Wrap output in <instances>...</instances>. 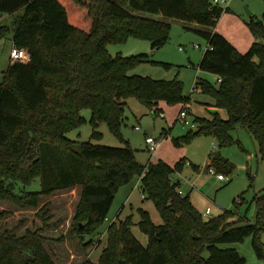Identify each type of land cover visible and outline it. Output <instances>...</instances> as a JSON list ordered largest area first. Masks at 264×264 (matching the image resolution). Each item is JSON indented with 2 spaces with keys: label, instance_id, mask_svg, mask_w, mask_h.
<instances>
[{
  "label": "trees",
  "instance_id": "16d2710c",
  "mask_svg": "<svg viewBox=\"0 0 264 264\" xmlns=\"http://www.w3.org/2000/svg\"><path fill=\"white\" fill-rule=\"evenodd\" d=\"M126 3L135 11L211 29L197 30L208 43L198 69L220 81L212 84L198 78L196 87L228 117L218 112L211 119L196 117L194 134L211 135L224 148L242 127L264 156V43L256 41L241 53L216 32L228 8L213 0H0V18L24 10L11 26L0 25V37L12 33L13 45L30 54L27 62L10 63L0 81V200L20 209L38 208L42 197L79 185L82 193L72 225L80 238L87 237L98 234L120 187L137 176L163 224L155 225L150 214L139 209L138 225L148 237L145 246L132 233V217L113 222L98 262L84 264H245L236 249L221 245L248 236L254 237L256 253L264 258V246L258 241L264 230V190L252 199L254 221L235 208L206 219L189 195L179 194L180 183L173 179L185 160L175 166L162 160L145 166L138 163L129 142L109 147L67 137L81 126V112L87 108L94 128L106 123L122 139L128 99L136 97L157 114L160 102L173 106L191 100L178 79L129 75L148 60L146 56L109 53L110 43L131 36L150 40L154 51L169 41L171 23L131 13L123 7ZM249 28L264 40V13ZM93 137L99 139L101 134L94 132ZM175 142L179 145L181 139ZM44 144L58 152L43 153ZM210 160L221 174L233 170L219 153ZM38 179L41 189L29 190ZM43 240L40 231L29 230L23 236L0 231V264H56ZM85 243L93 246L94 239Z\"/></svg>",
  "mask_w": 264,
  "mask_h": 264
},
{
  "label": "rangeland",
  "instance_id": "374dc122",
  "mask_svg": "<svg viewBox=\"0 0 264 264\" xmlns=\"http://www.w3.org/2000/svg\"><path fill=\"white\" fill-rule=\"evenodd\" d=\"M122 5L131 13L171 23L169 41L154 51L150 40L131 36L125 41L110 43L109 53L113 57L146 56L148 60L138 64L129 75L146 76L157 80L178 79L183 83L184 95L189 96L191 100L187 104L178 106L163 102L165 114L161 116L142 104L136 97L128 99L125 121L121 129L122 139L114 135L106 123H100L94 128L91 124V110L87 108L81 112L84 119L81 126L69 131L67 137L80 143L92 142L109 147H125L129 142L135 151L138 163L145 166L149 162L159 160L175 166L177 162L185 160L184 168L180 172L182 190L190 195L192 203L203 216L210 209L211 216H204L206 219L217 217L226 209L235 208L250 221H254L256 210L252 199L255 194L264 190V156L260 154L257 141L244 128L239 127L233 133L234 142L220 148L217 139L213 136L205 133L195 135L197 129L185 126L178 119L184 106L188 108L192 120L196 116L206 118L211 116L209 110L213 108L211 105L214 104V99L204 94L195 84L197 77L216 84L214 74L198 69L208 43L197 30L211 29L195 23L167 19L162 15L135 11L129 3ZM222 7L228 8L221 18L223 31L222 33L217 31V23L214 29L216 32L228 36L236 46L244 42L245 49L237 47L241 53H246L256 41L264 43V40L255 37L249 28L251 21L262 18L264 0H231L229 5L225 4ZM23 14L24 10H20L12 15H6L4 19L1 17L0 25L11 26L12 22ZM12 46H14L12 33L0 37V81L3 72L12 63L10 58ZM163 64H169L170 67ZM218 113L222 118L228 117L224 109H218ZM94 132L100 133L101 137L99 139L93 137ZM147 136L162 141L154 155L146 146ZM176 139H181L179 145L176 144ZM49 147L51 146L44 144L43 153L58 152L54 147ZM214 153H219L233 166L231 172H223L226 177L224 181L218 180L216 175L209 173L210 158ZM53 169L57 170V167L54 166ZM176 175L177 173L173 175L174 180ZM28 189H41L40 179ZM81 193L82 187L79 185L59 190L50 196L42 197L38 208L27 209H20L12 202L0 200V231H13L17 236H23L29 230L40 231L44 239L43 245L56 264H84L88 260L98 262L106 245L107 229L113 222L118 223L132 217L134 223L131 228L132 233L145 246L148 237L138 225L141 220L139 209L147 211L155 225L163 224L154 203L144 197L141 182L136 176L129 184L123 185L118 190L107 220L97 229L98 234L80 238L72 224ZM43 217L47 219L44 220ZM91 239H94V245L85 247L86 240ZM258 241L263 247L264 230L261 231ZM253 242L254 237L248 236L242 242L222 244L221 247L236 249L245 259V264H264V258L258 257Z\"/></svg>",
  "mask_w": 264,
  "mask_h": 264
},
{
  "label": "built area",
  "instance_id": "2783aa9c",
  "mask_svg": "<svg viewBox=\"0 0 264 264\" xmlns=\"http://www.w3.org/2000/svg\"><path fill=\"white\" fill-rule=\"evenodd\" d=\"M231 1V0H230ZM229 0H213V3L216 5H225L230 3ZM197 48L199 47L198 45L196 46ZM10 58L12 60V62H27L30 60V54L27 50L25 49H20L16 46H12L11 48V52H10ZM178 119L187 127H190L191 129H196L197 128V124L195 123L194 120H192L190 118V112L188 110V108H186L185 106L183 107V109L181 110ZM137 130H139V128H137ZM145 142H146V146L148 148V150L152 153V155H154L157 150L159 149L160 145H161V140L151 137V136H147L145 138ZM209 173L211 175H216L218 180L224 181L226 180V177L217 172V170L214 167L209 168ZM179 194L183 195L184 192L180 189L179 190ZM211 211L207 210L204 213L205 217H209L211 216Z\"/></svg>",
  "mask_w": 264,
  "mask_h": 264
},
{
  "label": "crops",
  "instance_id": "0c3cea01",
  "mask_svg": "<svg viewBox=\"0 0 264 264\" xmlns=\"http://www.w3.org/2000/svg\"><path fill=\"white\" fill-rule=\"evenodd\" d=\"M224 15V14H223ZM223 15L221 16V18L223 17ZM4 18H6V16L5 17H2V19H4ZM221 18L219 19V21H218V27H217V31H219L220 33H222V29H221V27H222V22H223V19H222V21H221ZM223 36H225L229 41H231L229 38H228V36H226L225 34L223 35ZM232 42V41H231ZM233 43V42H232ZM243 43L244 42H242V43H240L239 44V46H240V49H243L244 47H243ZM234 44V43H233ZM238 44V43H237ZM235 45V44H234ZM236 46V45H235ZM239 46H236V48L238 47L239 48ZM237 48V49H238ZM245 49V48H244ZM239 50V49H238ZM241 51V50H240ZM198 78L199 77H197V80H198ZM215 78H216V84H218L219 83V77L218 76H216L215 75ZM196 83H197V81H196ZM195 83V84H196ZM194 89H196V87L194 88ZM163 104V102H160L159 103V106H158V108L160 109V112H159V114L158 115H161V116H163L164 114H165V108H164V106L162 105ZM178 105H184V104H178ZM177 105V106H178ZM212 106V105H211ZM210 111V113H211V116H209L207 119H211L212 118V114L214 113V112H218V108H215V107H213L211 110H209ZM197 117V116H196ZM196 117H195V119H196ZM203 118H206V117H203ZM194 119V120H195ZM224 119H226V118H224ZM187 164V163H186ZM181 173L180 172H177V175H176V180H174V181H178L179 183H180V189L182 190V180H181ZM183 191V190H182ZM184 192V191H183ZM184 194L185 195H189V194H186L185 192H184ZM190 196V195H189ZM194 204V203H193ZM196 207V206H195ZM208 210H210V209H208ZM211 214V213H210Z\"/></svg>",
  "mask_w": 264,
  "mask_h": 264
},
{
  "label": "water",
  "instance_id": "95a60500",
  "mask_svg": "<svg viewBox=\"0 0 264 264\" xmlns=\"http://www.w3.org/2000/svg\"><path fill=\"white\" fill-rule=\"evenodd\" d=\"M250 15H251V13L250 12H248ZM120 264H124L123 262H121Z\"/></svg>",
  "mask_w": 264,
  "mask_h": 264
}]
</instances>
